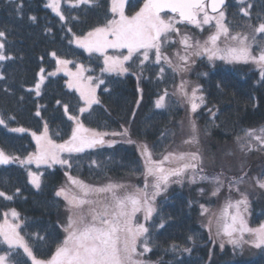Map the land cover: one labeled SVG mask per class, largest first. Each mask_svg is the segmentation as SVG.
<instances>
[{"label":"trees","instance_id":"obj_1","mask_svg":"<svg viewBox=\"0 0 264 264\" xmlns=\"http://www.w3.org/2000/svg\"><path fill=\"white\" fill-rule=\"evenodd\" d=\"M69 1L77 0H63L61 18L49 9L46 0H0V31L6 33L3 53L8 57L0 60V74L3 76L0 79V114L6 122V125L0 124V149L8 156L18 158L8 164H0V191L12 196L11 200L0 197V223L5 220V211L15 209L19 213L18 231L40 260L51 258L65 237L63 217L67 201L56 195L58 188L75 187L71 181L77 177L94 183L92 186L95 187L109 182L118 184L116 180L122 178L121 184L125 185L122 194L134 191L133 188H138L144 178L137 145L122 140L112 145L87 147L89 150L82 153H70L71 167L53 165L43 168L39 189L28 178L27 167L31 164L27 160L36 152V144L29 133H18L9 127H24L38 133L47 126L54 140H68L74 131L70 117L79 115L82 106L78 93L67 86L64 74L49 76L40 94H36L33 87L41 70H53L57 65V56L87 64L91 67L89 71L95 74L103 68L100 54L89 53L86 48L74 45L72 39L112 19V0H96L94 4L87 5L69 4ZM143 2L134 0V3L126 5V14L138 11ZM248 3L252 5L251 17H245L240 12L238 0H228L223 10L231 34H247L250 42L255 35L256 44L252 45V49L256 51L264 41V33L254 32L259 23L264 22L260 19L264 17V0H246L243 7H247ZM20 4L22 9L18 8ZM162 16L178 19L177 15L168 12ZM177 25L180 34L192 37V43L204 42L216 31L215 21L210 25L202 24V27L189 22ZM172 37L174 43L165 49L172 52L170 57L176 64L179 61L174 50L184 55V46L175 42L178 36ZM218 44L220 49L226 46L223 37ZM219 54L224 53L221 51ZM203 55L193 56L189 61L190 67H194L189 77L202 85L206 97V104L200 107L195 117L203 135L215 141H230L237 140V137L245 138L246 130L264 127V77L260 71L243 61L213 58L214 63L209 64ZM152 59L153 54L150 61ZM150 61L145 62L143 72L135 58V63H126L128 71L123 74H101L104 80L97 90L100 103L92 106L90 115L88 112L81 114L80 120L85 128L108 133L109 143L121 138L150 142L158 153L169 151V147L170 150L176 149L181 140L179 128L183 110L176 106L158 109L155 101L177 78H189L184 77L186 72L177 77L165 65L164 79L160 80L158 73L161 65L151 64ZM139 87H142L140 99ZM64 105L68 106L67 112ZM125 129V135H111L122 133ZM256 164H264V154L256 161L252 160L249 167ZM68 170L72 177H67ZM260 175L264 177V167ZM134 183L139 186L134 187ZM73 191L80 194L77 187ZM192 199L193 192L179 184L159 199L158 212L149 223V233L144 237L151 246V251L145 256L158 264H264V247L250 246V257L230 246L216 247L210 253L207 229L198 222L203 212L201 214L200 207ZM252 209L247 219L254 225L264 223V200ZM161 223L164 225L162 228ZM185 248L191 251H184ZM10 251L11 264L17 261L34 264L22 247L12 250L0 237V253Z\"/></svg>","mask_w":264,"mask_h":264},{"label":"snow or ice","instance_id":"obj_2","mask_svg":"<svg viewBox=\"0 0 264 264\" xmlns=\"http://www.w3.org/2000/svg\"><path fill=\"white\" fill-rule=\"evenodd\" d=\"M96 0H77V4H94ZM226 0H211V11L218 15H209L208 5L205 0H144L143 6L131 15L125 12L126 5L134 3V0H112L111 12L116 14L112 19L106 21L103 26L94 28L89 31L85 37L77 38V43L81 47L86 48L90 53L101 52L106 53L109 48L127 49V55L122 58L119 56L111 57L105 54L104 63L105 70L123 74L128 71L125 63L132 60L134 53H139V68L144 71L145 62L150 61V53L154 55L151 64L161 65L159 68L158 79H164L165 65L170 68L173 73L187 72L190 70V58L199 57L203 54H208L209 59L217 56L218 52H223L224 55L219 56L220 59L228 61H251L260 69V74L264 77V48H261L258 55H253L252 45L256 44L255 35L252 36L251 42L247 34H231L226 21V13L223 10ZM240 12L245 17H251V3L245 5L246 0H238ZM50 7L57 10L59 13V0H52ZM23 5H18L22 9ZM168 9L171 13L177 14L176 17L165 19L162 13ZM202 15V19H201ZM61 18L63 15L61 13ZM35 20V17H30ZM264 20V17H260ZM187 21L200 26L201 24H210L215 21L216 31L211 34L204 42L196 41L192 43V37L185 34H180V29L177 24ZM254 32L264 33V22L259 23ZM172 36H178L176 43L184 46V55L179 52L175 53V57L179 63L173 64V60L162 51L173 41ZM224 38V42H234L235 46H226L223 49L219 48L218 42ZM0 38H6V33L0 31ZM257 47L259 45L257 44ZM5 48L4 40L0 39V60L8 59L3 54ZM55 55V53H53ZM194 63V61H192ZM61 64H67L69 61H60ZM43 71V70H42ZM85 71L83 65L80 66L77 72L70 73L77 83L87 79L91 81V77H84ZM206 75V74H204ZM0 79H3L0 74ZM138 81L140 77H137ZM188 81H181L179 93L186 98V102L190 105L191 112H195L202 104L206 103L205 97L197 95L201 92L200 86L197 85L188 92ZM70 87L76 86L70 84ZM39 88V85H37ZM167 90H163V95L158 96L155 106L157 108H165L168 105L165 98L168 96ZM81 96L84 98L85 107L79 109L81 114L88 112L91 114L93 104H99L100 101L94 97L92 89L85 90L81 88ZM60 103V101H57ZM139 103V101L137 102ZM64 110L67 112L68 106L64 105ZM213 115H215L213 113ZM14 119V117H13ZM75 121L76 129L73 131L69 141L64 144H56L47 136V126H45L44 134L36 136L40 152L35 157L37 160L61 165L68 164L67 160L60 159V152H81L85 147H95L104 144L103 137L108 133H97L93 130L84 127L83 122L77 117H70ZM0 124H4V120L0 117ZM192 136L185 140V144H199L198 129L194 121H190ZM15 132H23L25 129H12ZM246 130L244 136L247 137L244 142L239 143L241 151H252L260 147H264V129ZM127 129L122 133H111V135H125ZM35 136V133H33ZM243 138L237 137L240 142ZM253 140L258 143H253ZM131 142V141H129ZM144 156V188H137L134 191H124L125 185L108 184L95 187L86 185L82 181L72 178V184L76 185L80 194H70L68 190L61 188L56 195H63L67 201L69 215L67 223L63 226L65 237L61 244L56 247L55 253L48 260L37 259L32 251V248L24 240L19 233L20 224L9 223L7 218L3 223H0V237L2 242L9 245L10 249L14 250L17 246L22 247L24 253L31 257L34 264H150L149 261L141 259L145 252H150L146 242H143V249L137 251L138 242H141V237H146L149 233V228L144 224L134 223L135 214L141 209L145 212V219L151 217L156 211L153 203L157 195L162 191H166L170 178L175 177L176 183H182L185 173L191 170L194 174L189 176V182L195 183L197 176L196 171H203V158L198 151L195 152H169L160 160L152 159V152L147 145H141ZM18 160L17 157L8 156L3 149H0V164H8ZM30 156L27 162H31ZM24 163L25 161H20ZM168 163L172 166L166 168L164 165ZM69 167L71 165L69 164ZM247 173H243L241 177H233L229 183V190L233 188L239 192V186L244 181ZM32 183L39 188L40 180L36 173H31ZM149 178L152 183L149 185ZM199 179H208L206 176H200ZM218 184L213 191V195L218 194L220 187L223 186L220 177L214 178ZM256 183L259 187L264 188V180L257 179ZM151 187L152 191L148 189ZM17 191H19L17 189ZM203 192V189H201ZM0 197H6L11 200L12 196L0 191ZM91 197V198H90ZM248 200L246 195L241 194V199L236 201H226L221 215L216 218L217 235L228 237V242L234 246H242L244 243L253 244L257 248L264 247V224L259 227H249L245 216L248 211ZM203 207V206H202ZM13 217L19 219V213L15 209L11 210ZM7 217V213H5ZM212 220H209V230L211 231ZM163 223L160 224L162 228ZM245 234L250 237L245 240ZM38 235V234H35ZM43 239V238H41ZM189 239H192L189 237ZM175 247V245H173ZM223 248V243L220 245ZM184 251H191L185 248ZM11 251L5 255H0V264H11L9 257ZM16 264H20L19 261Z\"/></svg>","mask_w":264,"mask_h":264},{"label":"rangeland","instance_id":"obj_3","mask_svg":"<svg viewBox=\"0 0 264 264\" xmlns=\"http://www.w3.org/2000/svg\"><path fill=\"white\" fill-rule=\"evenodd\" d=\"M77 1H69V4H75ZM52 3V0H46V5L49 7L50 10H52L54 13H56L57 15L61 16V13L63 15V10H62V5H63V0H59V13L57 12V10H55L54 8L50 7L49 5ZM114 14V13H113ZM116 16V14H114V17ZM112 17V18H114ZM165 18V16H163ZM166 19V18H165ZM201 19H202V15H201ZM213 22V21H212ZM212 24V23H210ZM208 24V25H210ZM177 27L180 29V27L177 25ZM200 27H202V24L200 25ZM93 30V29H92ZM91 30V31H92ZM212 31V30H211ZM215 33V32H214ZM212 33V34H214ZM87 34V33H86ZM86 34L82 35V36H73L72 39V43L74 45H80L79 43H77V38H83L86 36ZM3 39V38H0ZM4 40V39H3ZM171 40L173 41L172 43H174V38L171 37ZM264 42V41H263ZM262 42V46L261 48H264V43ZM172 43H170L168 46H170ZM219 43V42H218ZM222 43V42H221ZM220 43V44H221ZM228 46H235V43L233 42H226ZM219 47H221L219 45ZM180 48V47H179ZM260 48V49H261ZM181 49V48H180ZM260 49H257L256 51L252 49V53L253 55H258ZM3 51V50H2ZM88 51V50H87ZM163 52H165L169 58L172 59L171 51H167L165 48L162 49ZM176 52H179L177 50H174ZM89 52V51H88ZM95 52V51H94ZM90 53V52H89ZM93 53V52H91ZM98 54H100L103 58V68L101 69V71L98 74L92 73L91 71V67L87 64L84 63H74V61H72L71 59H67V58H62V57H56L57 60V65L53 70H49L46 71L43 69V71L41 70L40 74H39V80L36 83V85L33 87V90L35 91L36 94H40L42 87H43V83L46 82V80L48 79L49 76L51 75H56V74H64L66 76V83L67 86L70 89L75 90L78 95L80 96L81 100H82V107H85V101L84 98L81 96V88L83 87L85 90L87 89H92L94 92V97L97 99L98 94H97V90L99 88V86L102 83V80H104V77L101 76L102 73H111V71H106V65L104 63V58H105V54L107 56H111V57H123L124 55H127V49H113V48H109L106 50V53H101V52H97ZM180 53V52H179ZM220 52L217 53V56L215 57L216 59H220L219 56L224 55V54H219ZM4 54V53H3ZM152 53H150L151 56ZM5 55V54H4ZM204 58L206 60L209 61V64H213L215 60L213 59H209L208 54L203 55ZM135 58L136 60L139 62V58H140V54L139 53H134L133 54V58L132 60L128 61L129 63L133 62L135 63ZM134 60V61H133ZM60 61H69V63L67 64H61ZM227 61V60H224ZM234 62V61H233ZM244 62V61H243ZM127 63V62H126ZM125 63V67L128 68V66ZM248 63L251 67L255 68V69H259V67L254 64L251 61L246 62ZM83 65L85 71L83 72V76L84 77H91V81L84 79L82 80L80 83H77L73 76L70 75V73H75L78 71V69L80 68V66ZM194 67H190V70L186 72V75L184 76L185 78H189L188 80H183V81H188V86H187V90L189 93H191V89L197 85L200 86L201 92H198L197 95H203L205 96V92L202 89V85L195 79L190 78V73L193 71ZM175 74H177V77L179 76V74H182V72H176ZM181 81L179 78H177V80L175 81V83L168 87L166 90L168 92V96L165 98V102L168 105L165 108L169 107H174L176 106L177 108H180L183 110V116H182V122H181V126L179 128L180 130V142L177 144L176 149H171L169 147V151H162L160 153L154 151V149L152 148V145L150 142H146V141H138V140H126V139H121V138H117L115 140H113V142L109 143V140L107 139V135H105L103 137L104 139V144L102 145H97L98 146H103V145H112L115 142H119V141H126L127 143H134L137 145V149L139 151V154L141 156L142 162L144 164V156L141 154L142 152V148L141 145H147L148 149L151 150L152 152V159L153 160H160L162 159V157L164 155H167V153L169 152H175V153H179V152H195L198 151L199 155L203 158V171H199L197 170L195 175L197 176L196 182L195 183H190L188 177L193 175L194 173L189 170L185 173L184 179L182 183H176L175 181V177L170 178V181L167 185V189L166 191H162L160 192L159 195L156 196L155 201L153 203V206L155 207L156 211L151 215L150 218L145 219V212L143 209H141L140 211H138L135 214L134 217V223L136 224H144L146 227L149 226V223L154 219V217L156 216V213L158 212V205H159V199H162L164 196H166L169 191L171 190V188L175 185V184H179L184 186V188L191 190L193 192V202H195L199 207H200V211L201 214L203 212V216L200 219V224L207 229L208 232V236L210 238V248H211V252L212 253L214 248H218L220 247L221 243H223V248L226 246H230L232 247L234 250H237L239 252H241L242 254L250 257L252 256V253L249 252L250 246L255 247L253 244L250 243H244L242 246H234L233 244L228 242V237L227 236H223V235H217V225H216V218L219 217L221 215V212L224 208V205L226 203V201L231 200V201H236L241 199V194L246 195L247 200H248V211L247 214L245 216V219L247 221V224L249 227L252 228H256L259 227L261 224H257L254 225L252 224L248 218V212L250 210H253L252 208H254L255 204H259L261 201L264 200V188H261L258 186V184L256 183L257 179H262L264 180V177H262L260 175L261 170L264 167V164H256L254 166H250V162L256 161L258 159V157L262 156L264 154V151H262V149L264 147H260L258 149H254L252 151H241L240 147H239V143L244 142V140L247 139V137H243V139L238 142L237 140H230V141H215L211 138H208L206 136L203 135V133L201 132V130L198 127L197 121H196V113L200 110V107L205 105L206 103L202 104L194 113L191 112L190 110V105L185 101V98L183 96L180 95L179 93V86L181 84ZM70 84H75L76 86L70 87ZM37 85H39V88H37ZM139 91H140V96L139 99L141 98V91H142V87H139ZM163 95V92L160 94ZM159 95V96H160ZM158 98V97H157ZM156 98V100H157ZM206 100V97H205ZM156 102V101H155ZM94 105V104H93ZM92 105V106H93ZM159 109V108H158ZM79 115H77V117L79 119H81V113L78 112ZM86 113V112H85ZM0 117L1 114H0ZM72 117V116H71ZM4 120V119H3ZM190 121H194L195 124L197 125V129H198V140H199V144H185L184 141L188 140L191 136H192V132H191V128H190ZM73 128L74 130L76 129V123L75 121H73ZM6 125V122L4 120V124ZM17 128H23L25 129V131L23 132H18V133H29L32 138L33 141L35 142V147H36V152L31 155L32 160L30 162L31 166L27 167L28 170V175H29V180L31 182V184L37 188L33 183H32V176L31 173H36L37 176L39 177L40 180V186H41V173L43 168L47 167V166H53V165H61L59 163H52L51 161L49 162H44V161H40L37 160L35 157L39 154L40 152V145H38L37 140H36V136H41L44 134V131L42 132H33L29 129H26L24 127H9L10 130L12 129H17ZM253 130H257V134H260L258 130L260 129H264V127L261 128H251ZM33 133H35V136L33 135ZM98 133V132H97ZM47 136L50 140H52L54 143L56 144H64L66 141L68 140H62V141H56L51 137L50 131L47 128ZM131 141V142H129ZM139 143V145H138ZM253 143H258L256 141L253 140ZM86 150H89V148L85 147L83 151L81 152H71V154L73 153H82ZM263 152V153H262ZM69 154L68 152H60L59 156L60 159L63 160H67L68 164H64L66 166H69V164L71 163L70 159H69ZM32 163L34 164L33 167ZM62 165V166H64ZM166 168L172 166L170 164H168L167 162L164 165ZM68 175L67 177H72L70 171L68 170ZM243 173H247L246 177H244V181L243 183L240 184L239 186V192H237L235 190V188H233L231 191L229 190V183L232 181L233 177L239 178L242 176ZM200 176H206L208 177V179L205 180H201L199 179ZM219 176L220 177V181L222 182L223 186L220 187V191L218 192V194L213 195V191L216 187H218V184L215 182L214 178ZM79 181H82L84 184L89 185L90 182H87L85 180L80 179L79 177L76 178ZM116 182L119 184H121L123 182L122 178H118L116 180ZM149 185H151L152 180L151 178H149ZM91 185H94V183H90ZM104 186L102 184L97 185V187H101ZM139 186L136 185L134 183V187ZM76 187H72L71 185H69L68 187H65L66 190H68V192L70 194H76L73 191V188L76 190ZM63 188V187H62ZM143 189L144 188V178L143 181L141 182V185L138 187ZM39 189V188H37ZM61 188H58L57 192L60 190ZM137 188H133V190H135ZM201 189H203V192H201ZM149 192L152 191L151 187H149L148 189ZM60 197H62L63 199L64 196L61 195ZM67 206V204L65 205ZM203 206V207H202ZM66 210L64 209V220H63V224L64 226L67 223V217L69 215V211H68V206L65 207ZM11 210H7L4 212V216L5 213H7V217H5V219L7 218L9 223L12 224H17V218L13 217L11 214ZM16 211V210H15ZM258 211H260V209H258ZM17 212V211H16ZM209 220H212V225H211V231L209 230ZM3 223V222H2ZM245 240H248L250 237L248 236V234H245ZM141 242H138L137 245V251H141L143 249V242L147 241L144 239V237H141ZM5 243V242H4ZM148 244V243H147ZM8 245V244H7ZM9 246V245H8ZM18 247V246H17ZM16 247V248H17ZM149 248H151L150 245H148ZM20 248V247H19ZM221 248V247H220ZM23 249V248H22ZM148 252H145L143 254L142 257H140L141 259H144L146 261H149L150 264H158V262L156 260L151 259L150 257L145 256ZM6 253H0V255H5ZM50 259V258H49ZM48 260V259H47ZM32 261V259H31Z\"/></svg>","mask_w":264,"mask_h":264},{"label":"water","instance_id":"obj_4","mask_svg":"<svg viewBox=\"0 0 264 264\" xmlns=\"http://www.w3.org/2000/svg\"><path fill=\"white\" fill-rule=\"evenodd\" d=\"M206 1H207V2H206ZM226 1H227V0H226ZM205 2L208 3V8H209L210 12L213 13V12L211 11V6H210V4H211V0H205ZM225 4H226V2H225ZM164 12H169V13H171V11L168 10V9H165ZM172 14H174V13H172ZM174 15H175V14H174ZM185 22H186V21H185Z\"/></svg>","mask_w":264,"mask_h":264}]
</instances>
